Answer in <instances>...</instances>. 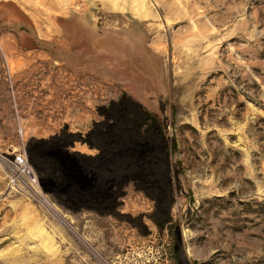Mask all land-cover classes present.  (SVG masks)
<instances>
[{
  "label": "rangeland",
  "instance_id": "374dc122",
  "mask_svg": "<svg viewBox=\"0 0 264 264\" xmlns=\"http://www.w3.org/2000/svg\"><path fill=\"white\" fill-rule=\"evenodd\" d=\"M0 264H264V0H0Z\"/></svg>",
  "mask_w": 264,
  "mask_h": 264
},
{
  "label": "built area",
  "instance_id": "2783aa9c",
  "mask_svg": "<svg viewBox=\"0 0 264 264\" xmlns=\"http://www.w3.org/2000/svg\"><path fill=\"white\" fill-rule=\"evenodd\" d=\"M10 165L8 168V178L11 183L19 185L23 184L25 180L28 182H35V171L31 166L25 151H19L12 148L7 154Z\"/></svg>",
  "mask_w": 264,
  "mask_h": 264
},
{
  "label": "crops",
  "instance_id": "0c3cea01",
  "mask_svg": "<svg viewBox=\"0 0 264 264\" xmlns=\"http://www.w3.org/2000/svg\"><path fill=\"white\" fill-rule=\"evenodd\" d=\"M14 50L19 54L22 50L29 51L34 50L31 47H26L25 43L19 39V41H16V44L13 46Z\"/></svg>",
  "mask_w": 264,
  "mask_h": 264
},
{
  "label": "water",
  "instance_id": "95a60500",
  "mask_svg": "<svg viewBox=\"0 0 264 264\" xmlns=\"http://www.w3.org/2000/svg\"><path fill=\"white\" fill-rule=\"evenodd\" d=\"M27 157H28L29 161L31 162V160H30V156L28 155V153H27Z\"/></svg>",
  "mask_w": 264,
  "mask_h": 264
}]
</instances>
